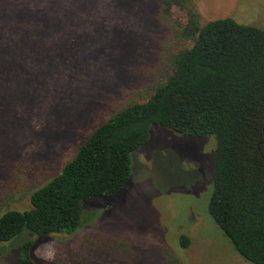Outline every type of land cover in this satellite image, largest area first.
Listing matches in <instances>:
<instances>
[{
	"label": "rangeland",
	"instance_id": "rangeland-1",
	"mask_svg": "<svg viewBox=\"0 0 264 264\" xmlns=\"http://www.w3.org/2000/svg\"><path fill=\"white\" fill-rule=\"evenodd\" d=\"M195 1L205 20L232 18L264 31V0ZM156 12V0H0V55L19 65L0 67V180L22 160L63 166L122 96L147 81L163 36ZM70 35L78 50L61 45ZM215 148L214 135L152 127L131 155L132 176L120 193L85 202L74 234L36 237L26 230L1 243L0 264H18L32 239V258L55 264V256L76 254L88 232L130 238L143 253L135 264H162L164 249L188 264H252L209 212ZM12 203L29 210L30 195ZM182 235L190 240L184 249Z\"/></svg>",
	"mask_w": 264,
	"mask_h": 264
},
{
	"label": "trees",
	"instance_id": "trees-1",
	"mask_svg": "<svg viewBox=\"0 0 264 264\" xmlns=\"http://www.w3.org/2000/svg\"><path fill=\"white\" fill-rule=\"evenodd\" d=\"M156 4L163 36L147 81L122 96L113 115L95 124L63 166L22 160L8 180H0V244L26 230L36 237L74 234L83 204L120 193L132 176V153L148 141L152 127L162 126L189 137H216L210 215L243 259L264 264V31L232 18L205 20L195 0ZM76 42V35L61 38L70 51L78 50ZM7 65L19 67L0 55V67ZM25 193L30 209H13ZM189 244L182 235V248ZM34 246L33 239L24 244L18 264H39L31 256ZM142 257L126 236L88 232L76 254L55 256L54 263L135 264ZM161 261L188 264L168 249Z\"/></svg>",
	"mask_w": 264,
	"mask_h": 264
}]
</instances>
